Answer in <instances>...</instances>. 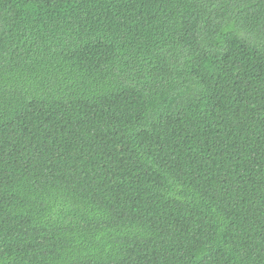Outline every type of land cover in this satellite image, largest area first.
Masks as SVG:
<instances>
[{
  "label": "trees",
  "instance_id": "16d2710c",
  "mask_svg": "<svg viewBox=\"0 0 264 264\" xmlns=\"http://www.w3.org/2000/svg\"><path fill=\"white\" fill-rule=\"evenodd\" d=\"M0 264H264V0H0Z\"/></svg>",
  "mask_w": 264,
  "mask_h": 264
}]
</instances>
